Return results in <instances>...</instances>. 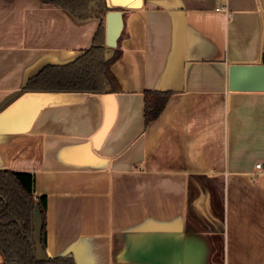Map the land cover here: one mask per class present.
<instances>
[{"label": "crops", "instance_id": "1", "mask_svg": "<svg viewBox=\"0 0 264 264\" xmlns=\"http://www.w3.org/2000/svg\"><path fill=\"white\" fill-rule=\"evenodd\" d=\"M122 10L121 91H26L89 49L101 19L0 0V169L33 173L47 197V255L264 264V91L229 88L232 63H263L264 0ZM146 90L171 92L149 123Z\"/></svg>", "mask_w": 264, "mask_h": 264}, {"label": "trees", "instance_id": "2", "mask_svg": "<svg viewBox=\"0 0 264 264\" xmlns=\"http://www.w3.org/2000/svg\"><path fill=\"white\" fill-rule=\"evenodd\" d=\"M58 3L79 17L97 16L101 25L92 46L67 65H47L31 77L26 91H77L110 93L121 91L112 67L122 57L121 39L116 48L106 45V14L113 9L107 0H44ZM264 63V54H263ZM170 91H145V121L163 111ZM35 176L31 172L0 169V253L1 264H76L73 254L38 261L33 237V215L38 205L42 212V245L46 250L47 197L35 198Z\"/></svg>", "mask_w": 264, "mask_h": 264}, {"label": "water", "instance_id": "3", "mask_svg": "<svg viewBox=\"0 0 264 264\" xmlns=\"http://www.w3.org/2000/svg\"><path fill=\"white\" fill-rule=\"evenodd\" d=\"M145 0H107L111 8H140ZM125 27V12L122 9H113L106 14V45L116 48ZM229 88L233 91H264V63L234 62L229 70ZM43 217L37 205L33 215V237L35 244V257L38 261L49 259L42 245Z\"/></svg>", "mask_w": 264, "mask_h": 264}, {"label": "built area", "instance_id": "4", "mask_svg": "<svg viewBox=\"0 0 264 264\" xmlns=\"http://www.w3.org/2000/svg\"><path fill=\"white\" fill-rule=\"evenodd\" d=\"M262 166H263V163H262V162H260V163H258V164L256 165L257 168H262Z\"/></svg>", "mask_w": 264, "mask_h": 264}]
</instances>
